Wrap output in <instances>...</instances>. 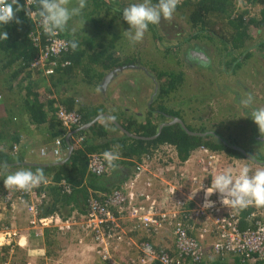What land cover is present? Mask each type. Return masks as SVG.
Masks as SVG:
<instances>
[{
    "label": "crops",
    "instance_id": "0c3cea01",
    "mask_svg": "<svg viewBox=\"0 0 264 264\" xmlns=\"http://www.w3.org/2000/svg\"><path fill=\"white\" fill-rule=\"evenodd\" d=\"M255 15L256 17L259 16V11ZM64 33L69 35V37H67L68 39L73 38V33L69 27H67V30ZM189 51L194 54L193 50ZM198 63H200V61H198ZM116 69L117 74L115 73L110 78L107 77L109 85L112 84L109 88L108 98L104 96L105 98L102 101V104L104 105L91 104L84 101V99L83 101H78L76 95H71L65 89L58 91L59 87L56 88L55 86H53V88L57 91L59 100L50 97L46 98L45 94H43V96L38 95L41 91L47 90V86L41 90L35 86L29 87L28 92H30L31 95L37 94L39 96L41 110L45 115L46 121L40 124H31L29 122V116L25 113V119L29 126L25 129L20 128V142L15 143L19 149V155H21L24 160L23 164H47L58 161L59 158L55 157L52 153L54 138L56 137L52 133L57 130L58 126L54 127L52 133L49 131V126L54 120L58 122L55 117L56 106L61 105V102L64 103L63 105L65 106V103L69 102L71 98L74 99L76 107L84 106V108L88 109L95 106L100 112L97 115L100 117L97 121H94L97 116L94 117L93 115H90L87 123L91 125H89L88 128H85L87 133L85 140L92 144H96L99 148L97 150L99 153H104L106 150H112L118 151L120 156L119 159L111 165L114 166V168H112L110 173L103 176H93L86 171V177L83 178L80 185L76 186L69 183L71 185L70 192H62L57 184L58 181L52 180L50 182L48 176L51 175H45L48 177V184L46 187L47 198L44 204L39 208V215H58L60 218L58 225H50L49 227L31 225L29 223L31 215L28 213L27 208L28 201L15 202L14 204H2L3 207L2 205L0 206V260L9 259L13 264H107L97 252L98 247L93 235L88 234L86 231V222L84 219L86 214V201L88 197L92 194L96 195L97 192L102 191L103 188H107L106 191H109L114 188H122L125 186L124 192H127L131 189L129 187L130 183L132 184L131 190L136 195L144 192L154 193L155 197L163 196V198L171 195V203L173 205H175V203L180 204H177L173 208H169L168 212L170 211V214H172L174 210H180L182 219L193 229L191 231L192 235L195 237L197 236L196 238H198V235L203 234V231L197 223L203 224L205 222V216L196 213L197 202L201 200L206 189L211 185L212 178L225 168H232V166L229 163L224 164L225 159L219 157L221 154L217 153L218 151H211L209 149L202 150L201 147H197L191 151L188 158L184 161L179 159L177 149L174 145H169L170 147L172 146L171 150H164L163 156H159V159H161L159 163H156V156L153 153L154 149H152L155 147V144H151L148 153L142 152L140 154H131L130 156L125 155V153H128V150L125 149V151H122L124 144H135L132 140H127L126 142L119 141L124 134L133 139L143 138H136L127 135L117 126V124L122 120V123H125L124 125L136 121V124L133 123L131 125L132 129L128 132L140 136L133 130L138 127V123H145L148 118H152L153 123L156 122L154 118L156 113L149 112L153 103L151 100L154 88L152 92L151 88L154 86V81L151 76L145 74L146 72L143 71L142 74L139 72L141 70H138V68L126 66L122 69L135 72L140 83H137L138 85H136L133 82L128 81L127 88L121 86V92H118L120 83L119 80L114 79L123 70ZM62 71L64 70H57V78L59 80L61 78L65 84L69 82V78L63 77L76 75V72L73 70L69 73ZM103 71L104 70L102 69L99 70L96 68L94 73L97 74L99 72L103 76ZM106 71L109 73L111 70ZM100 78H98V80ZM94 79L97 80L96 78ZM83 82L85 83V81ZM86 82L93 84V79L90 78V80ZM59 83H61V81H59L58 84ZM64 87L72 92L74 91L72 85H64ZM137 106L139 108H137ZM154 108H156V106L153 107V109ZM133 110H135V112L131 113ZM121 114H123V117ZM97 122L106 127V130H108L107 137L102 135H92L90 127ZM84 124L86 123H83V125ZM27 125H22V127ZM120 126L124 128L122 125ZM117 137L118 140L115 144H106L110 138ZM142 137L146 138L143 140L155 139L156 133L152 136ZM259 137L260 139L256 140L264 143V141H262L264 135H260ZM256 143L260 144L259 142ZM42 149L44 150V153H41ZM245 152L255 159V157L250 155L247 150ZM66 154L67 151L61 156V158L63 159ZM146 156L150 163L147 162L145 166L137 169V166L141 163L140 158ZM238 157L245 159L244 157L247 156L243 154V156ZM9 158H12V156L10 155ZM252 161L253 162H250V165L247 166L253 172L257 168L264 167V165H258L264 163L262 159L259 162L258 160ZM254 162L258 164H255ZM239 164L240 166H243L241 160L239 161ZM156 170L160 172H156ZM4 171L8 170H0V176H2ZM123 181L125 182L123 183ZM150 183H152L151 186H149ZM157 184L163 186L160 187L157 186ZM253 210H258V214L264 215V207H256L255 205H251L244 210H239L241 215V227H247L250 225L252 219L249 217V213ZM118 213L119 212L115 213L117 215L115 219L122 230V239L116 240L112 245V252H114L117 257L123 260L137 258L138 244L142 239L144 240L146 238L150 239L158 248L166 249L168 251L175 250L172 237L173 234L170 229L167 228L161 233L153 230L148 232L140 231L136 229L134 225L135 223L131 218L127 215ZM72 216L74 219L71 218ZM66 223L70 224V229L65 230L63 228ZM211 224L212 227H214L212 222ZM9 233H15V235L8 238L7 235ZM211 241H209L210 245ZM200 243L205 253L203 254L204 260L201 264H249L241 262L237 256L232 254L220 256L217 255L216 252H212L206 238L203 241H200ZM204 248L209 249L212 253L207 254L206 256ZM257 262L254 264H264V260H259ZM151 264L159 263L152 262Z\"/></svg>",
    "mask_w": 264,
    "mask_h": 264
},
{
    "label": "rangeland",
    "instance_id": "374dc122",
    "mask_svg": "<svg viewBox=\"0 0 264 264\" xmlns=\"http://www.w3.org/2000/svg\"><path fill=\"white\" fill-rule=\"evenodd\" d=\"M133 3L129 0H122L123 6L121 10ZM75 4L76 0H72L70 7L75 6ZM22 5H24V2ZM260 7L256 6L249 16H256L255 14ZM91 8V4L87 3L82 10V14L73 17L68 22V27L73 33V37L83 39L82 37L85 36L91 39L104 40L105 43L111 34H115L117 35L114 43L115 55L118 56L121 62H133V65H136L138 70L144 68L147 73L151 74L152 79H154L152 73L156 74L158 71H168L167 73L174 71L176 75L181 72L183 74L182 83L166 97H163L164 99L159 101V103L161 102L167 111L175 112V114L181 116L185 124L194 131H209V133H213L216 137H221L231 145L239 146L245 151L250 150L252 156H260L264 161V143L258 144L253 141V138L255 140L260 139V137L253 136L252 129L255 123L248 122L253 109L264 107V26L261 28L252 27L249 34L250 44L248 48L233 49L229 41L230 26L227 24L225 17L218 16L208 19L211 24H207L206 28L210 32L214 30V34L209 35L210 32L205 34L198 33L195 27L192 28L187 21L186 10H183L173 14V23L168 25L166 29H158L156 25L150 24L155 28L148 26L143 40L139 43H132L125 34V31L130 29V25L123 19L122 13L105 10V14H95V17L97 16L95 22L89 21L87 16H83ZM169 30L174 31V33H167L166 35L163 33ZM177 33H179V38L175 36ZM172 34H174V37ZM190 48H195L196 50ZM189 49L193 50L194 54L187 51ZM198 50L203 52L202 55L206 59L200 55L201 53ZM192 59L200 61L201 64L192 63ZM3 64V58L0 55V136L5 137L3 141L0 139V149L5 150L7 148L6 151L12 156L11 159L14 156H18L17 154H12L9 148L12 141L11 137L14 135L16 128V121L13 117L19 114L18 123L23 126L27 125L23 99L26 89L30 86H35L40 90L47 86V90L38 93L41 96L45 94L46 98L50 97L59 100L58 93L53 88L55 86L56 88L59 87L58 91L65 89L71 95H76L78 101H83L84 99L88 103L101 105L104 98H108L109 88L112 84L109 85L106 80L109 74L106 70L103 71L104 75L99 80L93 79V84H89L90 82L86 81H89L90 78L84 76V68H74L73 71L76 72V75L63 77L69 78V82L65 84L60 77V80L57 78L55 68H53L52 74H46L41 68L29 69L26 67L21 74L14 78L11 74L14 71L13 68L15 69L17 66L12 65L10 69H6L3 68ZM96 68L101 69V67H96L92 64L89 67V71ZM139 72L143 74V71ZM167 73L161 76V83L168 78ZM114 80H119L120 88H118V92H121V86L127 88L128 81L136 85L140 83L135 72L125 71V69ZM59 81L61 83L58 84ZM64 85H72L75 93L65 88ZM153 88L154 86L151 88V92ZM247 93H251L254 97L253 104L250 107H244L240 103ZM156 105V101H153L152 107ZM137 108L139 107L137 106ZM134 112L135 110L131 113ZM121 116L123 117V114ZM156 119H159V117H156ZM167 121H169V117L162 122ZM28 126L21 128L25 129ZM203 148L201 147L202 150ZM217 153L221 154L220 158L225 159L224 164L229 163L237 172L241 167L239 164L240 160L243 165L248 166L250 162H253L247 157L242 159L229 156L224 151H218ZM160 161L161 159L158 160L156 158V163ZM258 165L263 166V164ZM112 168L114 166L110 165L109 173ZM5 170L8 171H4L2 176H0V206L4 203L7 204L5 201L7 189L4 186V179L16 169L8 168ZM156 172L160 171L156 170ZM151 185L152 183L149 184V186ZM157 186L161 187L163 185L157 184ZM151 194L155 195L154 193ZM158 199H160L158 202L162 205L161 199H163V196L158 197ZM164 205L166 209L174 207L170 201L164 202ZM210 218L212 219V217ZM195 222L197 223L196 220ZM197 225L203 231V234L198 235V239L203 241L206 238L210 249L215 253L209 243V241H213L211 222L205 219L203 224L197 223ZM167 228L171 230L170 226L164 225L158 232L161 233ZM86 231L88 234H92L91 230L86 229ZM121 239L122 237L119 240ZM204 249L206 256L212 253L209 249ZM3 260H0V263Z\"/></svg>",
    "mask_w": 264,
    "mask_h": 264
},
{
    "label": "built area",
    "instance_id": "2783aa9c",
    "mask_svg": "<svg viewBox=\"0 0 264 264\" xmlns=\"http://www.w3.org/2000/svg\"><path fill=\"white\" fill-rule=\"evenodd\" d=\"M263 1L233 0V3L236 10L249 12L250 14L256 6L262 7L264 5ZM24 5V13L31 19L34 26L30 32V39L33 46L38 48V54L28 68H41L45 73L51 74L53 67L70 65L71 61L65 58L71 52L70 47L65 48L69 40L61 32L53 36L47 35L44 32L41 18L38 16L37 6H29L26 0ZM55 115L66 133L81 125V117L75 111L59 106ZM64 136L65 134L57 137L54 141L52 153L55 157L61 155ZM74 141L77 144H81L83 136L74 137ZM17 149V146L14 145L12 154H15ZM165 149L171 150L172 148L168 144L157 147L154 150V155L157 157ZM41 153H44L43 149ZM86 156L88 173L93 176H103L109 173V164L103 153L88 152ZM147 162H149L147 156L141 157V163L137 166V169L145 166ZM46 183H41L38 187L29 191L8 189L5 194L7 203L28 201V213L31 215L29 223L33 226L41 225L46 227L52 224L58 225L60 222V218L56 214L38 216V207L47 198L46 192L42 189ZM58 185L61 187L62 192L71 191V185L64 179ZM124 187L114 188L109 191H98L96 195H91L87 200L84 218L86 222L85 228L92 231L98 247L97 252L107 264H151L152 262H158L159 264H200L203 261L204 250L200 240L192 235L191 228L182 219L180 210H174L170 214V211L168 212L164 205V202H172L171 195L161 199V202H163L161 205L158 202L160 199L149 192L136 195L131 190V183L129 185L131 189L127 192H124ZM205 199L204 193L201 200L197 202L196 213L203 214L205 219L211 221L214 225L212 229V249L220 256L228 254L237 256L243 263L254 264L264 259V215L258 214V210L251 211L249 213V217L252 219L250 225L241 227L239 209L223 205L219 193L214 192L207 197L208 200L214 202L212 206L205 207ZM177 204L180 203H175L173 206L175 207ZM116 212L131 218L135 223L136 229L140 231L148 232L153 230L158 232L164 225L170 226L175 250L168 251L158 248L146 238L138 244L137 258L123 260L117 257L112 252V245L122 237V230L116 222ZM71 218L74 219L73 216ZM63 228L70 229V224L66 223ZM14 235L15 233H9L7 237ZM0 264H13V262L5 259Z\"/></svg>",
    "mask_w": 264,
    "mask_h": 264
},
{
    "label": "trees",
    "instance_id": "16d2710c",
    "mask_svg": "<svg viewBox=\"0 0 264 264\" xmlns=\"http://www.w3.org/2000/svg\"><path fill=\"white\" fill-rule=\"evenodd\" d=\"M130 2L139 3L142 0H129ZM263 1V0H259ZM24 0H19V3L22 4ZM155 4L158 0H152ZM264 2V1H263ZM90 3L92 8L87 14H83L84 17L87 16L89 21L97 20V16L95 14L101 15L105 14V10H113L119 13H122V0H87L86 4ZM185 8V9H183ZM233 5L230 0H185L181 2L174 13L181 12L186 10L187 13V21L190 23V26L197 30L198 33H209L210 31L206 28L207 24H211L208 19L210 17H218L223 16L227 19V24L230 26V45L233 49L243 48L249 46V34L252 27L261 28L264 26V5L259 10V16L257 17H247L243 14H233ZM105 12V13H104ZM233 14V15H232ZM17 17L20 19L21 23L17 24L14 21L9 22L6 25H0V31H6L8 33V40L2 41L0 40V55L3 58V68L10 69L12 65H16L17 68H13L12 77H17L26 67L30 66V63L34 60V58L38 54V48L33 46L32 41L30 39V32L33 30V23L31 19H29L22 9L18 13H16ZM173 20H165L161 19L159 24H156V28L158 29H166L168 25H171ZM176 24V23H175ZM177 25V24H176ZM151 28H155L152 25H149ZM214 26V25H210ZM211 30V29H210ZM156 31V30H153ZM182 31V30H181ZM64 33V32H63ZM165 35L167 33H174V31L169 30L163 32ZM214 34V30H212L209 35ZM66 37H69L67 33H64ZM157 35V33H156ZM174 37V34H172ZM208 35V36H209ZM179 38V33L175 34ZM83 39H78L73 37L78 42V49L76 51H72L70 55L67 57L71 60V65L68 67H64V71L69 73L74 68L80 67L84 68L86 78L98 79L102 76L101 73L95 74L93 70L89 71L90 65H95L96 67H101L102 70H112L115 67L123 66L126 64H132L133 62H121L118 56L115 55V41L117 39V35L111 34L109 38L104 43V40H96L83 36ZM72 39H69L71 41ZM195 49V48H190ZM189 49V50H190ZM187 50V51H189ZM196 50V49H195ZM199 51V50H198ZM202 52V51H199ZM203 53V52H202ZM192 63L196 65H200L197 60L192 59ZM142 71V70H141ZM162 72L158 71L154 76L157 82V91L154 97L157 105L156 108L153 109L151 106L149 112H155V121L153 123L152 118H148L145 123H138V127L134 130L136 134L140 136H152L157 133L158 126L164 119L170 116H177L175 112L167 111L163 104L159 101H162L171 91H174L178 85H180L183 81V74L180 72L179 75H176L174 71ZM168 74V78L164 80L162 83L160 82V78L162 75ZM148 75H151L149 72ZM26 94L23 99L24 103V111L29 116V122L31 124H40L46 121L45 115L41 110V102L39 100V96L37 94L31 95L29 88L26 89ZM64 103L61 102V105ZM65 107L68 110H74L79 113L81 116L82 123H87L90 115L97 116L100 113L97 107L92 106L88 109L84 108V106L76 107L74 103V99L71 98L69 102L65 103ZM22 109V110H23ZM156 109V111H155ZM19 115V114H18ZM18 115L14 116L15 119V132L11 137V144L9 148H13L15 143L19 142V130L22 127L20 123H18ZM122 115V114H121ZM251 115V113H250ZM56 117V116H55ZM159 117V119H156ZM123 121V120H122ZM119 121V124L122 125L127 131H130L131 125L133 123L136 124V121L129 122L127 125ZM127 122V121H126ZM248 122L254 123L249 117ZM49 131L52 133L54 127H57V130L53 132L54 136H59L63 132V128L59 127V121H55L50 123ZM191 131H194L192 128L188 127ZM90 130L92 131V135L94 136H105L107 137L108 130L106 127L100 123H94ZM201 132V131H200ZM252 132H254L253 136H262L259 132L258 126L255 124L253 126ZM74 135H81L83 138L87 136L86 130H78L74 133ZM0 139H5V137L0 136ZM118 140L117 138H110L106 144L113 143L115 144ZM127 140H132L135 145H125L123 146L122 151L128 150V153L125 155L130 156L131 154H140L142 152L148 153L151 144H155L157 146L159 144L168 143L174 145L177 149L178 157L181 161H184L188 158L191 151L196 149L197 147H205L212 151H224L227 155L232 157L243 156V154L238 150L231 146L229 143H224L221 137H216L214 134L208 133L205 135H197V134H189L181 127L179 123L166 125L162 128L160 134L155 139H133L127 137L125 134L120 138L119 141L126 142ZM255 142L262 143L261 141L254 140ZM72 146L71 154L68 159L57 165H43V164H23L22 156L17 153L18 156H14L13 159L9 158V152H7V148L5 150L0 149V164L6 163L8 165L7 168H15L16 170L19 168H31L33 171L36 168H43L45 175L50 174L54 181H59L61 178L66 179L69 183L73 185H80L83 178L86 177V167H87V156L88 152H97L99 149L96 144H92L89 141H82L81 145H76L74 143L73 138L69 139V143L63 139V152L67 151L68 146ZM250 155H252L251 151H247ZM67 157L64 156V158ZM63 158V159H64ZM255 159L261 161L263 159L260 156H255ZM19 166V167H18ZM3 170V168H0ZM15 170V171H16ZM89 179V178H88ZM93 181V180H92ZM91 181V182H92ZM107 190V188H103L102 191ZM42 214V213H41ZM46 214V213H43ZM264 260V259H263ZM261 260V261H263ZM258 263V262H257ZM201 264V263H200ZM261 264V263H260Z\"/></svg>",
    "mask_w": 264,
    "mask_h": 264
},
{
    "label": "clouds",
    "instance_id": "9594fccd",
    "mask_svg": "<svg viewBox=\"0 0 264 264\" xmlns=\"http://www.w3.org/2000/svg\"><path fill=\"white\" fill-rule=\"evenodd\" d=\"M183 1L185 0H158V2L154 4L152 0H142V2L140 3H133V4H130L128 7H125L122 10V15H123V19L130 25V29L128 31H125V34L127 35L128 39L132 43L141 42L150 24L152 25L159 24L161 19L171 20L174 12L177 9V6ZM86 2L87 0H76L75 6L70 7L72 0H26V3L29 6H32V5L37 6L38 16L41 18L44 32L50 36L56 35L57 33H60V32L61 33L65 32L68 27V22L73 17L80 16L82 14V10L86 7ZM231 3L233 5V8H232L233 14H243L244 16L251 17V18L256 17L254 15L249 16V12L246 13L244 11L236 10L234 7L233 0H231ZM24 7L25 5L20 4L19 0H0V25H6L9 22H13V21L17 24L21 23L16 13L21 11ZM62 35L64 36L63 33ZM8 38L9 36L6 31H0V40L6 41L8 40ZM68 47H70L72 51H76L79 45L75 39H72L71 41H68L66 43L65 48L67 49ZM70 53L67 55H70ZM67 55L65 56V58L70 60L67 57ZM203 57L206 59L205 56ZM132 65L133 63L123 65V66H118V67H115V69L116 68L119 69V67L123 68L126 66L130 67ZM134 67L138 68L136 65H134ZM53 68L56 69V72L59 69L60 70L64 69V67H53ZM141 70L146 72L147 74L146 70H143L142 68ZM115 73H117V69ZM154 88H155V83H154ZM155 94L153 92V95H152L153 101H155L154 100ZM253 100H254L253 95L251 93H247L245 97L241 99L240 103L244 107H250L253 104ZM59 106H62L65 109H67L64 105H58L56 106V110ZM70 111H74V110H70ZM250 116H251V119L254 121V123L258 126L259 132L262 135H264V107H258V108L253 109ZM173 117H178L184 122L183 118H181V116L179 115L171 116V118L169 116V121H171ZM81 126H83L82 120H81L80 126L73 128V130H70L67 133L63 129L62 134L59 136L61 137L63 134H65L63 139L65 138L66 140V138L69 137V139L73 138L74 140V137L79 136V135H74V133L76 132L77 128H80ZM194 132H198V131H194ZM198 133L208 134L209 131L198 132ZM59 136H56L54 138V141ZM262 139L264 140V138ZM223 142L228 143L226 140H223ZM75 144L77 146L81 145L77 143ZM166 144L168 143L159 144L152 149L155 150L157 147L164 146ZM168 145H171V144H168ZM231 146L234 148V146L236 145H231ZM203 149L208 150V148H205V147ZM12 150L13 148L11 147V152ZM154 150H153V153H154ZM67 151H68V148H67ZM18 152H19V149H17L15 154H17ZM163 152L164 151H161L160 154L156 158L159 159V156H162ZM64 154L65 153L63 152V148H62L61 155L57 157L59 158L58 161L63 160L61 156H63ZM103 155L110 165H113L114 162L118 160L120 156L118 151H112V150H106L103 153ZM7 167L8 165L6 163L0 164V168L7 169ZM86 171H87V168H86ZM48 177L51 182L53 180L52 177L51 176H48ZM48 177L45 176L43 168H36L34 171L31 168H19L16 171L11 172L6 176V178L4 179V186L7 190L8 189H18L21 191H29L32 188L38 187L41 183H46L48 181ZM63 179L64 178H61L57 182V184ZM64 180L67 181L66 179ZM47 184L48 183H46L42 187V189L45 192H46ZM214 192L219 193L221 195V203L229 208L231 207V208H237L239 210H244L251 205H255L256 207H264V167L257 168L254 172H252V170L247 165L241 166L238 172L231 167H227L223 171L216 174L212 178L211 185L205 191V197H206L205 205H204L205 207H209L213 205L214 202H212L211 200H208L207 197L211 196ZM93 195L94 194H92V196ZM15 202L16 201H13L12 203L14 204ZM43 204L44 202L40 204L38 207V216H46V215H39V208ZM86 205H87V201H86Z\"/></svg>",
    "mask_w": 264,
    "mask_h": 264
},
{
    "label": "water",
    "instance_id": "95a60500",
    "mask_svg": "<svg viewBox=\"0 0 264 264\" xmlns=\"http://www.w3.org/2000/svg\"><path fill=\"white\" fill-rule=\"evenodd\" d=\"M200 55L203 56L202 53H201ZM130 67H134V65H132V66H130ZM119 69H122V67H119ZM142 69L145 70L144 68H142ZM114 72H116V69L112 70V71L108 74V78L112 77V75H113ZM153 81H154V83H155V88H154V94H155L156 91H157V87H158V85H157V82L155 81V79H153ZM99 118H100V117L97 116V117L95 118L94 121H97ZM92 123H93V122H92ZM173 123H179V124L183 127V129H185V131H186L187 133H189V134L205 135V133H198V132H194V131L189 130V129L187 128V126L184 124V122H183L180 118H178V117H173L171 121H169V122H163V123H161V124L159 125V127H158V131H157V133H156V137L160 134V132H161V130H162V128H163L164 126H166V125H170V124H173ZM89 125H91V124L86 123V124H84L83 126H81L80 128H77L76 131H78V130H83V129H85V128H88ZM117 126H118V127L124 132V133H126V134L129 135V136L136 137V138L139 137V138L146 139L145 137L137 136V135H133V134H131L130 132H128L127 130H125L124 128H122L119 124H117ZM66 141L69 143V137L66 138ZM234 148L239 149V150H240L243 154H245L247 157H249V158H251L252 160L256 161V159H254V158H252L251 156H249V155H248L244 150H242L241 148H239V147H237V146H234ZM71 150H72V146L69 145V146H68V151H67V157H66L65 159H63V160H61V161H57V162H52V163L43 164V165H57V164H60V163L65 162V161L68 159V157L70 156V154H71Z\"/></svg>",
    "mask_w": 264,
    "mask_h": 264
},
{
    "label": "flooded vegetation",
    "instance_id": "af4514ba",
    "mask_svg": "<svg viewBox=\"0 0 264 264\" xmlns=\"http://www.w3.org/2000/svg\"><path fill=\"white\" fill-rule=\"evenodd\" d=\"M115 74V72L113 73V75ZM117 74V73H116ZM151 101H153V100H151Z\"/></svg>",
    "mask_w": 264,
    "mask_h": 264
}]
</instances>
